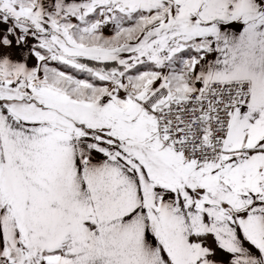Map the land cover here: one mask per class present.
I'll return each mask as SVG.
<instances>
[{
  "label": "snow or ice",
  "instance_id": "obj_1",
  "mask_svg": "<svg viewBox=\"0 0 264 264\" xmlns=\"http://www.w3.org/2000/svg\"><path fill=\"white\" fill-rule=\"evenodd\" d=\"M0 264H264V0H0Z\"/></svg>",
  "mask_w": 264,
  "mask_h": 264
}]
</instances>
